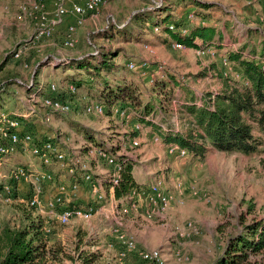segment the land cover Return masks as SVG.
<instances>
[{"label":"rangeland","instance_id":"1","mask_svg":"<svg viewBox=\"0 0 264 264\" xmlns=\"http://www.w3.org/2000/svg\"><path fill=\"white\" fill-rule=\"evenodd\" d=\"M33 1H0V63L5 60L4 66L0 68V81L13 77L23 85L30 86L34 75L40 70L35 82L38 84L55 83L62 91H65L64 86L71 82L64 80L66 77L64 72L53 71L55 67L49 64L50 61L54 62L56 59L62 58V54L55 55L57 50L65 51L71 57L95 52L96 48H100L102 52L112 51L116 56L113 60L115 66L108 75V81L114 80L118 74L122 79L125 78L134 83L139 90L141 102L150 101L160 106L158 102L161 100L166 113L163 112V109L162 116L164 117L154 118L158 124H162L166 131L177 130L182 134L188 132L190 127L188 128L185 120L187 117L183 118L185 115L179 102L199 103L200 99H207L210 95L220 92L223 81L217 76V73H220L222 77H224L223 72H227L231 77L233 72L241 74L235 64H232L230 72L220 64V58L226 56V52L238 51L249 59L254 56L262 57L264 8L260 0L254 2L249 0H204L218 4L222 10L216 16L219 20L215 29L222 35L221 41L224 49L217 51L218 56L215 60L207 57L199 59L194 49H188L185 46L180 51H172L169 45L162 43L154 34H158L155 30L153 32L146 31V34H142V38L139 40H127L131 39L129 38L131 33L136 32L130 22L135 17V13L145 7L150 8L160 4L167 7L175 5V0H110L97 11L94 17L85 16L84 24L75 32L77 44L73 49L64 47L66 30L68 24L71 23L70 18L64 19L63 23L55 29L50 40L34 39L35 21L20 10L22 5L31 4ZM175 8L177 7L173 6L171 9L173 14L181 13L180 10L176 9L175 11ZM46 13L48 20L54 19L53 13L49 9L46 10ZM115 27H119L121 34H115L116 36L108 34ZM145 45L155 53L159 61L164 63L165 81L170 84L171 75L176 79L173 81V83L176 82V86L173 87L174 92L167 86H163V93H154L153 89L158 87V81L155 84H149L148 79L141 73L128 70L127 63L131 61L146 60L154 63V58L145 50ZM16 52L19 53V57L13 58L12 56ZM49 53L54 56H47ZM226 58L228 59L227 56ZM149 67H153V64H149ZM204 71L206 74H203ZM147 73L151 74V71ZM105 76L106 72L102 74V77ZM235 82L242 84L240 81ZM179 84L177 91L175 88ZM14 90L25 91L20 87H15ZM80 94L86 95L82 91ZM88 97L92 99V97ZM78 101L80 102V100ZM14 103L15 98L12 97L3 106L9 108ZM138 103L136 102L135 106H138ZM116 107L118 106L113 108ZM113 108L111 106L109 109ZM81 109L78 107L73 109L70 114L53 116L49 130H55L57 134L70 137L77 146L82 147L83 144L87 145L88 143L96 145L95 142L105 146V143L106 145L109 143L117 145L118 149H121V153L128 151L129 155L135 157L130 162L134 166L135 180L138 183H143L141 187L148 183L152 174L155 177L162 175L165 187L170 192H175L173 188L175 182H182L183 190L181 194L176 192L177 198L171 205L174 207V213H169L164 221L152 218L140 222L146 231L150 230L149 232L154 235H152L154 247L170 240L175 248L183 249L188 261L178 264H214L221 254L219 250H215L216 244L223 250L229 237L240 232L245 224L263 217L264 135L257 126L254 125L253 136L260 139L263 144L253 154L221 152L206 145L203 157H192L187 154L185 158L177 159L166 153L161 132L152 126H149L151 127L149 129H142L139 138L140 145L130 149L128 147L129 140L135 134L127 130L130 125L123 127L122 119L119 116L114 113H109L110 115L107 117L86 115ZM127 110L130 111L128 108ZM130 117L133 121L139 122L133 114ZM75 123L93 130L95 138H86V132L78 131L82 127L80 125L76 127ZM35 124L36 129L41 131L42 127L44 130L48 128L39 122H35ZM148 133L158 135L162 142L153 143L151 138L153 135L148 137L146 136ZM29 163L39 166V163L31 156L22 153L8 158L7 164L3 168L7 171L15 165ZM51 172L56 178L62 175V172L55 167L51 168ZM79 204L83 205L84 203ZM249 207H252L253 210L249 211ZM23 208L27 207L21 204L0 205V230L5 226L19 227ZM188 221H192L200 230L198 243H195L194 239H190L178 241L181 243L179 246L173 235ZM113 226V219L106 218L103 213L99 212L88 222L74 219L65 226L59 225L57 222L50 224L52 235H49V239L50 243L61 242L66 252L76 259L75 262L65 259L61 264L81 263L76 255V243L80 244V251L98 254L97 264H122L123 262L121 263L116 256V248L108 247L109 243L115 244L111 234ZM122 229L128 233L124 226ZM79 235L82 236V242L78 239ZM202 236H205L207 240H202ZM254 264H264V254L254 258Z\"/></svg>","mask_w":264,"mask_h":264},{"label":"built area","instance_id":"2","mask_svg":"<svg viewBox=\"0 0 264 264\" xmlns=\"http://www.w3.org/2000/svg\"><path fill=\"white\" fill-rule=\"evenodd\" d=\"M48 1L34 0L31 4L20 7L23 13L28 14L35 21L34 39L50 40L55 29L64 19L70 18L71 23L66 30L64 47L73 49L77 44L75 32L84 24L85 16L94 17L110 0H52L53 20L47 19ZM190 18L192 19L191 16ZM154 30L159 32L158 29ZM170 47L175 51L184 49V46L178 43H172ZM144 48L153 56L157 73L163 76L164 63L156 58L155 53L148 46L145 45ZM194 52L199 59L207 57L215 60L218 56L217 51L211 48L196 49ZM18 57L19 53H14L13 58ZM250 60L260 62L264 67V57L254 56ZM149 63L146 60L131 61L127 63V68L141 73L148 79L149 84H155L157 76L154 73H147ZM220 64L231 71L233 63L225 55L220 58ZM222 75L248 85L240 73L233 72L232 77L227 72H223ZM64 88L67 95L74 97L77 93V88L72 84L65 85ZM62 93L61 88L55 83H41L38 92L28 93L24 101H20L19 108L0 110V205L21 204L33 209L45 220L44 231L47 236L51 235L50 224L54 222L62 226L70 224L74 219L88 222L99 212L103 213L106 218H112L114 221L111 234L115 244L109 243L108 247L116 248V256L121 263L129 256L136 255L145 264H168L162 249H140L134 235L124 232L122 227L125 217L132 211L138 210L142 202L147 205L143 215L145 219H164L173 200L177 198L176 192L181 194L183 190L182 182H175L173 187L175 192H170L165 187L163 176L155 177L152 174L153 177H150L148 183L140 190L133 189L116 199L115 190L121 182L125 164L131 163L135 158L134 155L132 157L128 151L121 153V149L113 153L112 144L109 143L108 145L105 143L104 147L89 143L83 144L82 147L77 146L70 137L57 134L55 130L50 131L53 116L70 114L74 108L73 103L78 101L63 100ZM81 101L84 102L85 98L83 97ZM80 106L86 115L103 116L106 111L103 104L89 100ZM112 112L122 119L123 127L130 125L127 130L137 134L130 138L128 147L130 149L138 147L142 129L151 127L133 121L130 115H134V112L131 109L128 111L127 108L116 107ZM35 122L48 128L44 130L42 127V131L38 130ZM28 128L31 130L34 128L38 134L27 131ZM160 128L165 130L162 124ZM150 134L153 135L151 137L153 143L162 142L158 135ZM165 148L166 153L172 158L182 159L188 154L185 149L177 145L165 144ZM22 153L31 156L39 166L33 163L15 165L5 171L3 167L7 164V159ZM92 163L101 165L104 172L95 174ZM53 167L62 172L59 178L51 172ZM81 202L84 204H79ZM173 236L179 246L180 241L190 239L198 243L200 230L192 221H188ZM171 255L177 263L188 261L183 251L175 248L174 245Z\"/></svg>","mask_w":264,"mask_h":264},{"label":"trees","instance_id":"3","mask_svg":"<svg viewBox=\"0 0 264 264\" xmlns=\"http://www.w3.org/2000/svg\"><path fill=\"white\" fill-rule=\"evenodd\" d=\"M175 1V5L167 7L160 4L142 8L135 13V17L130 22L136 32L131 33L132 35L129 37L131 39L127 40H139L142 38V34H146V31L153 32L154 29H158V34H154L167 45L178 43L188 49L212 48L215 51H222L224 49L221 41L222 35L211 23L213 21L216 23L219 20L216 17L222 11L219 5L204 0ZM173 6H190L191 9L185 18H178L171 13ZM188 15H191L192 19ZM193 19H198L202 23H194ZM108 34L120 35L121 31L119 27H115ZM261 51L262 57H264V43ZM111 53L112 51L102 52L100 48H96L95 52L87 53L88 55L50 61L49 64L55 67L53 71L64 72L66 76L64 80L71 82L77 88L74 97L67 95L66 91L61 94L63 100L69 99L73 102L80 100V102L73 103L74 110L78 107L81 108L80 104L83 105L88 100L103 104L106 108L104 114L106 117L110 115L109 113H113L112 109H109L111 106L112 108L118 106L120 109H133L134 116L140 123L152 126L161 132L166 145H177L185 149L192 157H203L206 145L221 152H238L250 155L257 152L263 144L260 139L253 136L254 125L264 135V67L260 62L250 60L238 51L226 52L229 61L235 64L236 69L241 72L248 85L236 83L217 73V76L223 81L220 92L210 95L207 99H200L199 103L179 102L185 115L183 118L187 117L185 120L188 128L190 127L186 134H182L175 130L162 131L161 124L155 121L154 117H164L162 116L164 105L161 100L158 102L160 106L150 101L141 102L139 90L134 83L125 78L122 79L118 74L114 80L108 81V75L115 66L113 60L116 57L113 55L114 52ZM4 64L5 60L0 63V68ZM149 64H153V67H149V71L157 76L159 83L158 87L153 89L154 93H163V86H167L174 92L173 87L176 86V82L173 83L176 80L174 76H170L172 81L168 84L164 76L157 73L155 64L151 62ZM211 68L214 67L211 66ZM69 71L70 73H68ZM39 72L40 70L34 75L30 86L23 85L13 77L0 81V110L8 109L3 105H6L13 97V93H9L10 89L20 87L27 92L26 94L38 92L39 84L35 82V79ZM105 72L106 76L102 77ZM203 74H206L205 71ZM179 86L180 84L175 88L177 91ZM80 91L86 95L80 94ZM83 97L85 98L84 102L81 101ZM136 102H139L138 106H135ZM81 110L83 112V109ZM163 112L166 113L165 109ZM72 125L74 124L72 123ZM79 125L75 123L76 127ZM80 126L82 129L78 131H85L86 138L93 137V130ZM26 130L38 134L34 128ZM132 133L135 134L134 137L137 136L135 132ZM111 150L113 153H117L120 149L117 145L112 144ZM132 170V163H126L121 182L115 190L116 199L128 194L133 189L140 190L142 188L141 185L135 183ZM252 210L253 208L249 207V211ZM44 227L45 220L40 215L33 209L23 208L19 227L5 226L0 230V264H61L65 259L75 262L76 259L66 252L61 242L50 243L49 237L52 234L47 236ZM78 239L80 242L83 241L81 235L78 236ZM75 245L80 264L98 263V254L80 251V244L76 243ZM262 254H264V215L260 219L245 224L240 232L229 237L214 264H254V258Z\"/></svg>","mask_w":264,"mask_h":264},{"label":"crops","instance_id":"4","mask_svg":"<svg viewBox=\"0 0 264 264\" xmlns=\"http://www.w3.org/2000/svg\"><path fill=\"white\" fill-rule=\"evenodd\" d=\"M77 1V0H76ZM166 1V0H165ZM262 2V5L264 4V0H260ZM207 2V1H206ZM212 3V2H211ZM263 8H264V5H263ZM48 9L50 10L51 13H53L54 11V5H53V2L52 0H49L48 1V4H47V11ZM177 10H180L181 13H176L175 11ZM183 9V10H182ZM191 7L188 6V7H177L175 8V11L174 13L176 14H173V12L171 11V13L175 16V17H182V18H185L186 15H187V12L190 11ZM189 16V15H188ZM191 16V15H190ZM189 16V17H190ZM194 23H202L200 22L198 19H193ZM213 27L216 28L217 26V22L215 23L214 21L211 22ZM224 23V22H223ZM226 42V41H225ZM171 45V44H170ZM169 45V48L170 50L171 47ZM173 51V50H172ZM54 54V53H53ZM62 54V58L61 59H67V58H72L71 56H69L67 54V52L65 51H60V50H57L55 55H60ZM47 56H51L53 57L54 55H52V53L50 54H47ZM245 57V56H244ZM247 58V57H246ZM249 59V58H248ZM32 81V80H31ZM9 93H13V97H15V103L12 107H9V108H19L20 106V101H24V98L25 96L27 95L26 93H24L23 91L22 92H17L15 91L14 89H10L9 90ZM74 120V119H73ZM149 134V135H148ZM146 136L150 137L151 134L148 133ZM92 168L94 169V171L96 172L95 174H99V173H103L104 172V168L101 166V165H96L95 163H92ZM133 170H134V166H133ZM132 170V176H133V179L135 181L136 184L138 185H141L143 183H138L136 180H135V177H134V171ZM173 204V203H172ZM171 204V205H172ZM170 205V208L168 209L167 213H166V216L164 219L162 218H159L160 221H164L169 213H174V207L172 206L171 207ZM146 206L143 202L140 203L139 205V208L138 210L136 211H132L128 216L125 217L124 219V227L126 228L127 232L134 235L135 236V239H136V242H137V245L140 249L142 250H151V249H156V248H160L163 250L164 254H165V257L167 259V261L169 262L168 264H178L177 262H175L172 258V255H171V252H172V243H170V240L168 241H165L163 242L161 245H159L158 247H154L153 246V243H154V238H153V234H151V232L149 231H146L144 229V227H142V225L140 224V222H143V221H148L144 218V210L146 209ZM139 228H141V230H139ZM149 232V234H147ZM153 235V236H152ZM202 240H207V238L204 236H202ZM181 245V244H180ZM216 249L215 250H219L220 252H222L223 250H221V248L216 244L215 245ZM183 250V249H182ZM199 251V250H198ZM197 253V251H195ZM200 252H203V250ZM184 253V252H183ZM199 253V252H198ZM140 260L136 257V255H131L129 256L126 260H125V264H138L140 263L139 262Z\"/></svg>","mask_w":264,"mask_h":264}]
</instances>
